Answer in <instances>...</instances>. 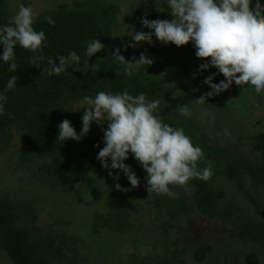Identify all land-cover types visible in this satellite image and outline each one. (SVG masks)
I'll list each match as a JSON object with an SVG mask.
<instances>
[{"label": "trees", "instance_id": "1", "mask_svg": "<svg viewBox=\"0 0 264 264\" xmlns=\"http://www.w3.org/2000/svg\"><path fill=\"white\" fill-rule=\"evenodd\" d=\"M122 1L129 5L123 21L128 24L124 23L126 27L133 26L129 31H151L143 27V17L149 20L158 17L160 20L173 19L170 11H158L156 0H60L56 8L44 12L34 24L37 31L45 32L47 47L34 54L17 45L14 50L18 65L16 73H10L8 65L0 63V92L4 91L9 77L18 78L17 88L4 93L7 101L6 114L0 116V151L8 149L12 139L17 137L23 142L20 160L40 163L36 177L47 183L49 190H43L45 193H41L37 200L43 198L51 203L58 201L57 196H72L90 203L94 195L103 193L100 198L102 203H99L103 206L93 208L90 214L84 213L91 218L87 227L92 229L94 240L87 230L88 244L73 235L62 236L56 228L54 232H43L37 224L38 216L32 202L0 197V253L5 251L14 264L109 263L111 258H106V249L102 244L95 245L97 239L107 231L117 233L119 238H126L128 219L136 228L134 213L131 212L135 209L104 196L107 189L102 182H123L125 174L112 170L114 175L119 176L118 180L114 179L97 159L98 152L104 147L101 127L93 123L89 134L82 140H68L63 144L57 141L58 125L68 119L79 133L84 111L66 109L82 105L80 101L84 96L95 97L101 91H127L133 96L144 93L149 100L158 99L159 115L163 121L183 128L194 146L203 151L199 168L203 169L211 161L213 174L207 181L193 178L185 186H175L171 195L153 192L145 196L144 189L140 188L143 187L140 180L141 186L134 196L136 199L141 197V201L148 200L146 213L151 216L145 219L148 222L138 216L140 231L151 240L161 238V241L153 256L145 247L124 246L118 264H124L126 260L129 264L209 262L214 253L216 235L211 240L206 232H193L199 225L203 226L199 217L209 219L216 227L217 235H220L218 230L222 229L236 234L232 245L239 243L241 264H264V123L256 122L250 113L247 115L233 109L235 97L248 85L235 93L232 89V85H235L232 84L218 95L199 100L211 91L208 90L209 85L201 82L196 89L195 85L191 86L184 79L181 83L182 77L173 76V70L171 75L165 74L161 71V64L154 60V55L164 52L165 60L170 64V60L176 63V54L162 48L157 50V47L149 50L153 55L146 54L153 60L151 66H144L140 71L128 75L125 67L113 59L115 49L119 48L115 44L120 39L117 36L120 34L119 27L123 26H118ZM261 2L264 3V0ZM163 3L164 0H159L158 7L167 8ZM24 5L28 6L25 1ZM16 12L8 0H0V27L9 24ZM148 13L152 18L148 17ZM47 17H51L55 24H49ZM96 38L106 47L96 56L88 58L85 56L86 47ZM123 38L128 41L132 39L131 36ZM178 48L188 60H192L193 68L197 70L195 73L205 78L215 73L214 81L217 83L225 79L215 67L200 70L199 66L206 61L196 56L192 43L188 44L187 52L183 46ZM72 51L81 56V71L68 68L59 76L48 75V60ZM2 54L3 46H0ZM35 56H42L43 60L36 61L34 66ZM56 62L59 63L58 60ZM170 67L173 69L171 64ZM203 85L206 88L202 91ZM248 94L244 92L242 96ZM233 111L239 113L233 114ZM206 113L209 114V130L205 127ZM248 119L254 120L253 125L248 126ZM125 163L139 174H144L142 178L147 181V172L131 154ZM93 182L96 185H92ZM100 183L103 185L102 191L97 189ZM108 191L113 196V191ZM109 201L115 203L108 206ZM79 214L82 216V213ZM66 223L72 225L71 221L66 220ZM180 228L187 229L197 241H187V234L185 231L182 233ZM244 242L247 243L246 247ZM99 246L103 248L97 250Z\"/></svg>", "mask_w": 264, "mask_h": 264}, {"label": "clouds", "instance_id": "2", "mask_svg": "<svg viewBox=\"0 0 264 264\" xmlns=\"http://www.w3.org/2000/svg\"><path fill=\"white\" fill-rule=\"evenodd\" d=\"M156 2L158 11H170L172 20L143 17V27L151 31H129V27L121 26L117 36H131L136 43L150 44L154 43L155 36L162 44L177 47L192 43L196 56L206 61L199 66L200 70L215 67L225 78L214 83L216 74L209 75L204 83L210 86L211 91L199 100L218 95L233 83L246 82L254 87L257 94H264V3L261 0H255L254 4L253 0H164L163 6L167 5V8L158 7L159 0ZM46 19L49 24H55L51 17ZM35 21L33 9L21 4L9 24L0 27V46H3L0 63L7 64L10 73L18 70L14 51L17 45L34 54L47 47L46 34L35 29ZM130 46L135 47V44ZM105 47L96 38L87 45L85 56L92 58ZM113 59L125 67L128 75L153 64V60L143 53L139 59L126 60L119 48L115 49ZM39 60L43 57H34V66ZM48 65V75L59 76L68 68L81 71L82 61L81 56L72 51L68 55L50 58ZM17 81V76L9 77L4 91L0 92V116L6 114L7 96L4 93L16 89ZM80 103L86 107H71L65 111L84 110L82 129L78 133L71 121L65 119L58 125L57 141L63 144L68 140L79 142L95 123L104 133V147L98 152L97 159L114 179L118 180L119 176L112 170H120L133 188L139 186L140 179L125 163L130 154L148 174L149 193L171 195L175 186H185L193 178L204 181L211 178L212 162L208 161L206 167L199 168L203 159L202 149L194 146L183 128L163 121L159 115L158 99L149 100L144 93L133 96L127 91H101L95 97L84 96ZM115 187L119 190L122 186L117 183Z\"/></svg>", "mask_w": 264, "mask_h": 264}, {"label": "rangeland", "instance_id": "3", "mask_svg": "<svg viewBox=\"0 0 264 264\" xmlns=\"http://www.w3.org/2000/svg\"><path fill=\"white\" fill-rule=\"evenodd\" d=\"M11 4V7L18 11L19 6L21 4L24 5V1L27 3L29 7L33 9V11L36 13V19L42 15L44 12L54 9L57 7L60 0H8ZM72 0H68L70 2ZM132 1V0H129ZM122 7H121V14L118 22V26L123 24L125 26V16L129 11V5L128 3L122 1ZM255 3V0H253V4ZM252 5H250L251 7ZM148 17L152 18V15L148 13ZM169 20V18H161V20ZM154 20H160L159 17ZM123 22V23H122ZM130 24V23H129ZM129 28V30L132 29ZM120 30V27H119ZM145 29H143L144 31ZM145 32V31H144ZM154 44H150L148 42H140L136 43L132 39L128 41L124 40L122 36H120V39L117 40L115 43L118 45L121 53H123L127 60L133 59L135 56L139 59V55L143 53L146 55L149 53V55H153V53H150L149 50L152 48L157 47L156 49L159 50L162 48L166 52H171L173 54H176V63L170 60V64L173 66V69L170 67L169 62H167L166 55L164 52H160L158 55H154V60L156 62H159L161 64V71H163L165 74L171 75V72L173 70V76H181L182 79L181 83L183 82V79L191 86L195 85V88L197 89L196 85L201 84V82H204L206 79L203 75L197 74L196 69L193 68V62L191 59L188 60V57L186 54L180 53L179 48L175 46L174 44L164 45L161 42H159L158 39L153 37ZM127 45L126 47L122 46ZM135 44V47H130V45ZM133 48V49H132ZM159 48V49H158ZM185 52L189 50L188 45L183 46ZM173 62V63H172ZM217 83V81H214ZM219 82V81H218ZM235 86L232 85L233 92L239 93L240 88L242 86L247 88H243V91H241L240 95L235 97V107L230 103L231 106H233V109H238L239 111H242L243 113L247 114L250 113V116L253 117V119L256 122H262L264 123V94H257L255 92V89L253 86L246 84H236L233 83ZM202 87V86H201ZM235 87V88H234ZM206 88L205 85L202 87L203 89ZM208 90H211L210 86L208 87ZM244 92H249L247 96H242ZM251 99V104L250 100ZM79 107H86V105H79ZM247 109V110H246ZM79 111H84L83 109ZM252 112V113H251ZM234 113H239L238 111H233ZM209 114L206 113L205 115V127L209 130L210 123H207V117ZM240 116V115H238ZM248 119V126L253 125L254 120ZM104 127H107V122L104 124ZM23 147V142L20 138L12 139L8 149L4 151H0V197H6L10 198L13 201H29L32 202L33 206L36 208L35 214L38 216L37 224L41 227L42 231L45 233L48 232H54L53 230L56 228L58 231V234H67V235H73L77 238H81L82 242L88 244L89 240L87 237V230L90 232L89 235L91 239L93 238L92 229L89 226L90 224V216L86 214H90L93 208H97L99 205L103 206L102 200L100 198L102 197L103 193L99 192V196L94 195L92 200H89L90 203L87 202V200L83 199V201L74 198L72 196H65V197H58V201L55 200L51 203H47L46 199H41L38 201L41 193H45L44 191L49 190L47 183H44V181H41L36 177V174L38 172V166L40 163L36 162H22L20 160V157L22 155L21 148ZM135 174L138 176V178L141 180V190L144 189V194L147 196L149 194L147 188V181L144 180L143 175L139 174L140 172H136V170L133 169ZM94 180V179H93ZM96 181V180H95ZM105 183V184H103ZM122 187L121 189H117L115 186V183H108V182H102L103 185H106V189L104 192V196L111 199L114 198L115 201H120L121 203L128 204V208L132 206L135 210L131 211L133 214V217L136 221V228L132 227V225L129 222L128 219V234L126 238H119V235L117 233L112 232H105L102 236H100V239H97V244H102L106 249L107 256L106 258H111L109 260L108 264H118L119 258H122V249L124 246H136L140 249V247H145L148 249V252L153 256V254L158 250V244L161 241V238L152 239L146 237L143 232L140 231L139 223H138V216L140 219L145 220L149 217H151L149 214L146 213L148 206L147 201H141V197L135 198L136 192H138V187L133 188L128 181L127 177L125 176V181L118 182ZM43 184L44 186H42ZM92 185H96V182L91 183ZM101 183L97 184V189L99 191H102L103 185ZM42 187V188H41ZM46 187V188H45ZM111 189L113 191V196L111 195L108 190ZM44 190V191H43ZM108 191V195H107ZM41 194V195H40ZM117 194V195H115ZM152 194V193H150ZM120 196L122 197L119 199ZM38 199V200H37ZM113 199V200H114ZM100 200V201H99ZM115 201H109L108 206L113 205ZM87 202V203H86ZM136 203L138 206L135 207ZM64 204H67V207H64ZM72 209V210H70ZM81 212H79V210ZM52 213L54 216H52ZM82 213V216L79 214ZM86 213V214H84ZM57 214V215H56ZM81 216V217H80ZM79 217L82 222H80ZM66 220L71 221L72 225L68 226L66 223ZM148 222L149 220H145V222ZM144 222V223H145ZM146 225V223H145ZM200 226V225H199ZM182 233L185 234L188 238L187 241L194 242L197 241L192 237V234H189V231L184 228H180ZM196 232L199 230V227L197 229H194ZM56 231V230H55ZM60 235V236H61ZM86 235V236H85ZM61 236V237H62ZM102 237V238H101ZM237 236L232 237V234H220L216 235L215 239L219 240L218 243L220 244H213L214 253L211 255V258H209V262H206L204 264H241V255L240 254V248L239 243H233V239L235 240ZM94 242V240L92 239ZM247 243L244 242V246L246 247ZM235 246V247H234ZM103 247H97V250L102 249ZM249 249V248H248ZM125 259V257H124ZM125 261V260H124ZM0 263L1 264H14L13 261L10 259L8 254L5 251H1L0 253ZM124 264H129L126 260Z\"/></svg>", "mask_w": 264, "mask_h": 264}, {"label": "flooded vegetation", "instance_id": "4", "mask_svg": "<svg viewBox=\"0 0 264 264\" xmlns=\"http://www.w3.org/2000/svg\"><path fill=\"white\" fill-rule=\"evenodd\" d=\"M201 222H202V224H203V226H199V230H201V231H203V232H206V234H207V236H208V238L209 239H213V236L214 235H217V232H216V227H214V225H212V222L211 221H209V219H204V218H198ZM217 226V225H216ZM218 228V227H217ZM219 231V233L218 234H232V237L234 238L235 237V233H232L231 231H228V230H224V229H222V231L221 230H218ZM212 235V236H211ZM218 241L219 240H214V242H213V244H217L218 243ZM221 243V242H220ZM220 243H218V244H220Z\"/></svg>", "mask_w": 264, "mask_h": 264}]
</instances>
